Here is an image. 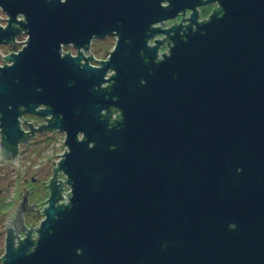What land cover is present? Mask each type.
<instances>
[{
    "label": "water",
    "instance_id": "95a60500",
    "mask_svg": "<svg viewBox=\"0 0 264 264\" xmlns=\"http://www.w3.org/2000/svg\"><path fill=\"white\" fill-rule=\"evenodd\" d=\"M0 10V46L27 36L0 54L1 153L23 140L24 114L50 117L67 149L36 238L10 244L4 264H264V0ZM107 37L115 47L94 67L84 52Z\"/></svg>",
    "mask_w": 264,
    "mask_h": 264
},
{
    "label": "flooded vegetation",
    "instance_id": "af4514ba",
    "mask_svg": "<svg viewBox=\"0 0 264 264\" xmlns=\"http://www.w3.org/2000/svg\"><path fill=\"white\" fill-rule=\"evenodd\" d=\"M205 8L206 7L199 9L200 22L206 21L212 14L211 13L209 15L203 16L202 13ZM189 14L190 13H187L185 18L181 17V19L176 22L179 24L182 20L186 19ZM187 25V22L183 23V30H185V27ZM17 40L18 39H16L13 44L2 45L5 47H11L12 51L8 55L18 53L23 48L22 47L21 49H17L15 47ZM166 43L167 41L164 42V44ZM150 45H153V43L151 42ZM91 46L89 48V51L84 52L86 58L92 56L90 53ZM164 51L166 50L164 49L163 52ZM102 61L104 60H96L94 58V60L91 61L90 64L98 68L100 67V63ZM6 64L7 63H5L3 60V63L0 64V67H3ZM49 120L50 117L24 114L22 119H20V127L24 134V137L23 140L15 147L16 151H14L12 147L8 146L6 151L1 153V142L3 141V135L2 129H0V264H4L5 262L8 246L10 244H13L14 248L17 249L19 244L23 240H25L28 231L35 230L44 219L43 212L45 207L47 206V200L49 198L45 201L38 202L35 195V187L40 181V176L36 175L39 173V171L37 170L36 174H33L29 170L27 165V158L28 150H30V147L31 149L35 148V146L37 145L35 144V142L39 136H42L46 132H58L47 128ZM37 152L38 150L35 149L34 153ZM57 167L52 168V176L46 183L48 188ZM60 176L61 173H58V181H62L65 179L64 175L63 177ZM28 218L32 219V223L30 226L27 225ZM32 232L33 239H35L36 235L34 231Z\"/></svg>",
    "mask_w": 264,
    "mask_h": 264
},
{
    "label": "rangeland",
    "instance_id": "374dc122",
    "mask_svg": "<svg viewBox=\"0 0 264 264\" xmlns=\"http://www.w3.org/2000/svg\"><path fill=\"white\" fill-rule=\"evenodd\" d=\"M214 5L207 6L202 15L206 16L213 12ZM190 13V12H188ZM0 17L2 19L1 24L3 26L6 25V19L7 16L3 14L0 11ZM179 21L181 19V16L177 18ZM5 20V21H4ZM174 22H168L166 24V27H169ZM26 35H21L19 38H17V43L15 44V47L17 49H21L24 46V42L26 41ZM116 43L115 37H107L106 39H98L95 40L92 43L90 53L96 60H106L109 56V54L113 51ZM12 51L11 47H0V54L2 56H6L10 54ZM68 51L72 55H76V50L72 47H64L62 49V52L68 54ZM163 51V50H162ZM3 63V60L0 56V64ZM96 64V63H93ZM65 141V135L59 132H46L42 136H39L36 139L35 148L30 147V150H28V168L33 173L36 174V171L38 170L39 173L36 174L40 176V181L37 183L35 189V195L37 197L38 202L45 201L50 197V189L47 187V182L49 178L52 176L51 171L52 168L57 167L58 162H60L62 156L58 155H64V153L67 151L66 146L64 144ZM35 149L38 150L37 153L35 152ZM38 156V157H37ZM54 162V164H53ZM40 169V170H39ZM60 177H63V174H61ZM32 223V219L28 218L27 225L30 226Z\"/></svg>",
    "mask_w": 264,
    "mask_h": 264
},
{
    "label": "built area",
    "instance_id": "2783aa9c",
    "mask_svg": "<svg viewBox=\"0 0 264 264\" xmlns=\"http://www.w3.org/2000/svg\"><path fill=\"white\" fill-rule=\"evenodd\" d=\"M1 11V10H0ZM2 12V11H1ZM7 19H8V17H7ZM7 19H6V25H7ZM5 21V20H4ZM1 22H2V19H1V17H0V26L1 27H3V28H5L6 27V25L5 26H3L2 24H1ZM26 40H27V38H26ZM25 42H24V46H25ZM23 46V47H24ZM166 50V51H161V50ZM161 50H160V55L162 54V53H166L167 52V48L166 47H163ZM2 57H6V56H2ZM2 60H4V58H2ZM62 182H65V179L64 180H62ZM71 192V190H70V188L68 187V186H64V189H63V192H62V197H63V199H61L60 201H59V204H62V203H68L69 202V200H68V196L66 195V194H69ZM36 238V237H35Z\"/></svg>",
    "mask_w": 264,
    "mask_h": 264
}]
</instances>
